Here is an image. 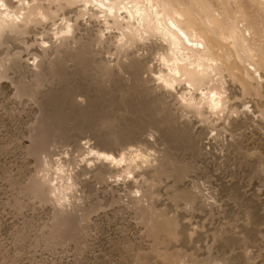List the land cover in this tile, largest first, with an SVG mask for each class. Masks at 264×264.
<instances>
[{"label": "rangeland", "instance_id": "obj_1", "mask_svg": "<svg viewBox=\"0 0 264 264\" xmlns=\"http://www.w3.org/2000/svg\"><path fill=\"white\" fill-rule=\"evenodd\" d=\"M159 2L0 0V264H264V74L172 73Z\"/></svg>", "mask_w": 264, "mask_h": 264}, {"label": "bare ground", "instance_id": "obj_2", "mask_svg": "<svg viewBox=\"0 0 264 264\" xmlns=\"http://www.w3.org/2000/svg\"><path fill=\"white\" fill-rule=\"evenodd\" d=\"M215 1L218 8V14L216 12L215 13L218 16L214 15V11L212 9V6L209 4V0H193L192 4H184L179 2L178 0H160L159 4H156L159 10L156 9L157 6H155L154 4L155 8L154 10L150 11V13L147 11L140 13V22L142 23L144 31L145 33H147V35L151 34L152 32L157 33V38L158 40H160V43L157 47L165 49L168 48L173 53L172 60L174 66L172 65L171 68V70L173 71L172 73L175 72L178 74V72H180L181 75L184 76V80L190 85H197L199 83H202L203 79L205 80V78L208 77L207 74L209 73V71H207V69L209 70V68L211 67V62L218 61L220 62L224 73L226 72L228 78H230V80L236 85H239L242 88V91H244L245 93L246 91L248 93L253 92V94L259 96V88L254 86L250 82V79L248 80V76H250V74L247 73L248 71L246 72V70H244L245 66L243 67V62L241 63L242 59H240L238 56L242 57V55L244 56L246 53V55L251 60L250 62L256 67L257 70L262 71V73L264 74V51H262L261 49H256L257 47H255L254 45H252L254 46V48H252V46L249 44L251 41H248L247 38H245V35L243 34L244 32H242L239 29L240 27L237 26V22L245 21L247 23V29L251 30L253 33H256L258 29V22L256 23L255 21L257 20L256 18L258 16L264 18V0ZM111 8L112 6L109 5L108 9L110 10ZM217 8L214 7V9ZM161 15L163 18H160ZM163 19L164 21H162ZM240 52H244V54L240 55ZM178 61L187 63L181 64ZM205 61L211 62H209L210 64H207L205 63ZM213 65H215V63H213ZM179 77L180 76H178V79L181 80V78ZM167 78H169V76ZM172 78L174 79V75H172ZM171 79H164V81L169 85L170 83H172L171 81H173V79ZM216 100L217 99L215 97V93H213L211 96L207 97L206 102L208 105L214 106L218 103V101ZM159 109H157V111ZM154 112L155 111L153 110L152 115ZM156 114H158V112ZM168 119L170 120L171 118ZM164 122L166 124V121ZM171 122L167 123V126L169 124H173ZM165 124L163 125L165 126ZM179 128L180 130H178ZM179 128H177L176 126V130L174 131L176 132L175 135H181L180 133L182 132V128ZM183 132L185 131L183 130ZM101 154H103L106 160L111 158V155L108 153L102 152ZM152 222V234L157 235L158 233L163 232L168 234V236H173V220L171 222L170 220L168 221L166 219L154 223L152 219ZM156 239H158V237H156Z\"/></svg>", "mask_w": 264, "mask_h": 264}]
</instances>
